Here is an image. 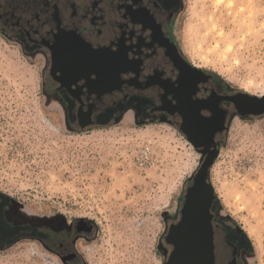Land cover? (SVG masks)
Returning <instances> with one entry per match:
<instances>
[{
    "label": "rangeland",
    "instance_id": "obj_1",
    "mask_svg": "<svg viewBox=\"0 0 264 264\" xmlns=\"http://www.w3.org/2000/svg\"><path fill=\"white\" fill-rule=\"evenodd\" d=\"M177 22L192 63L264 95V0H185ZM43 68L0 32V192L35 219L92 222L77 242L79 264H163L169 218L200 152L164 122L70 128ZM211 181L222 213L247 234L246 264H264L263 116L236 120ZM0 264L66 263L42 240L22 238L0 249Z\"/></svg>",
    "mask_w": 264,
    "mask_h": 264
},
{
    "label": "flooded vegetation",
    "instance_id": "obj_2",
    "mask_svg": "<svg viewBox=\"0 0 264 264\" xmlns=\"http://www.w3.org/2000/svg\"><path fill=\"white\" fill-rule=\"evenodd\" d=\"M184 4L185 0H0V32L25 54L42 58L47 94L64 110L70 128L103 127L121 118L168 123L200 152V167L216 150L219 156L237 119L257 116H242L237 103L243 92L185 55L177 34ZM192 182L191 178L187 188ZM187 188L169 218L161 245L163 264L174 250L167 236L182 218ZM210 212L214 264H246L250 244L234 220L222 213L217 195ZM93 228L84 218L35 219L0 192V249L22 238H37L66 264H79L77 242L88 238Z\"/></svg>",
    "mask_w": 264,
    "mask_h": 264
},
{
    "label": "water",
    "instance_id": "obj_3",
    "mask_svg": "<svg viewBox=\"0 0 264 264\" xmlns=\"http://www.w3.org/2000/svg\"><path fill=\"white\" fill-rule=\"evenodd\" d=\"M238 104L242 116L264 114V95L243 92ZM191 141V140H190ZM193 142V141H192ZM194 143V142H193ZM195 146H197L194 143ZM218 150L206 158L187 188L182 218L171 226L167 240L174 245L166 264H214L212 213L210 208L216 197V189L210 180L212 167Z\"/></svg>",
    "mask_w": 264,
    "mask_h": 264
},
{
    "label": "trees",
    "instance_id": "obj_4",
    "mask_svg": "<svg viewBox=\"0 0 264 264\" xmlns=\"http://www.w3.org/2000/svg\"><path fill=\"white\" fill-rule=\"evenodd\" d=\"M246 235V237H247V234H245Z\"/></svg>",
    "mask_w": 264,
    "mask_h": 264
},
{
    "label": "bare ground",
    "instance_id": "obj_5",
    "mask_svg": "<svg viewBox=\"0 0 264 264\" xmlns=\"http://www.w3.org/2000/svg\"><path fill=\"white\" fill-rule=\"evenodd\" d=\"M252 233V232H251ZM253 234V233H252Z\"/></svg>",
    "mask_w": 264,
    "mask_h": 264
}]
</instances>
